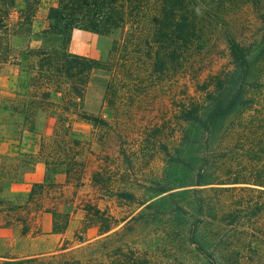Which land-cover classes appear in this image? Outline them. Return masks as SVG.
Wrapping results in <instances>:
<instances>
[{"label": "trees", "instance_id": "16d2710c", "mask_svg": "<svg viewBox=\"0 0 264 264\" xmlns=\"http://www.w3.org/2000/svg\"><path fill=\"white\" fill-rule=\"evenodd\" d=\"M41 3L42 0H26L25 8L13 21L16 0H0V67L9 58L10 37L19 31L32 32ZM248 3L260 12L263 36L247 46L228 31L233 69L198 81L196 92L202 98L192 96L181 106L180 120L185 126L174 138V152H169V146L164 148L170 157L169 168L176 169L179 176L173 171L171 176L176 178L154 182V189H149L99 183L102 173L96 172L92 188L99 198L134 202L144 208L135 216L119 219L108 209L87 202L82 208L85 219L75 232V241L83 243L91 229L101 238L95 244L99 248L85 259L73 257L70 253L73 242L66 241L64 246L48 253L0 256V264H165L166 260L172 264H264V0H56L49 10L47 27L38 34L41 45L25 53L34 60L30 65L31 90L11 109L10 117L22 116V126L29 132L36 130L34 119L38 113L55 117L53 136L58 139L53 141L58 152H53V143L44 142L41 150L48 151V156L41 158L43 163L83 166L79 160L81 143L72 139L70 120L76 117L106 125L103 119L88 115L83 109L94 71H113L119 63L115 64L116 57L120 55V59L123 51H127L145 55L149 67L157 74L178 71L185 63L194 76L200 69L199 57L214 32L227 25V12ZM76 29L103 37L121 33L122 37L113 42L109 60L104 62L69 52L68 45ZM123 60L126 61L120 67L125 69L129 60L124 54ZM119 82L121 73L108 86L106 96L110 104ZM68 142L78 147L77 152L70 153ZM229 157L236 166H229L226 162ZM217 160L223 161L220 166L214 165ZM199 163L200 166H195ZM65 174L68 177L65 185L35 183L29 201L23 205L14 206L0 197V213L25 214L17 218L25 236L31 232L29 209L34 205L37 213L51 215L50 234H65L73 217L71 213L39 209L44 199L57 201L63 196L65 188L73 186L71 178L77 182L75 188L85 185L80 170L72 167ZM1 175L2 171L3 185L15 180ZM134 189L159 198L154 203L144 199L135 202ZM153 209L154 232L159 240L154 256L135 243L110 245L108 234L117 237L124 231H134L142 222L149 223L148 213ZM123 222L125 225L116 230Z\"/></svg>", "mask_w": 264, "mask_h": 264}, {"label": "rangeland", "instance_id": "374dc122", "mask_svg": "<svg viewBox=\"0 0 264 264\" xmlns=\"http://www.w3.org/2000/svg\"><path fill=\"white\" fill-rule=\"evenodd\" d=\"M55 5L56 0H42L33 21L32 32L26 34L19 31L17 35L10 37L9 58L0 67V147L6 143L5 147L8 148L0 156V171H2L1 177L15 179L4 185L0 179L2 191L0 197L6 198L14 206L23 205L29 201L36 182L67 184L68 177L65 171L72 167L82 172L85 185L75 188L77 182L71 178L73 186H67L63 196H60L57 201L44 199L40 205L41 211L47 208L72 214L68 230L63 235L50 234L51 215L37 213L34 205H31L29 209V217L32 218L31 232L25 236L22 235L21 223L17 221L20 215L25 216V214L20 211L11 214L0 213V256L22 257L48 253L64 246L66 241L73 242L70 249L73 257L85 259L92 254L99 248L95 244L101 238L95 236V229H91L85 235L83 243L75 241V232L81 228L85 219L82 208L87 202L98 204L101 209H108L119 219L131 214L135 216L144 208L134 202L128 203L109 197L99 198V193L94 192L92 188L93 175L96 172L102 173V176L98 178L99 183L104 181L108 182V185L127 184L136 188L145 186L149 189H154V184L159 180L168 182L176 178L171 176L176 169L169 168L172 165L168 163L170 157L167 156L164 148L169 146V152H174V138L185 126L180 120L181 106L189 102L192 96L202 98L196 92L198 81L203 82L224 70L233 69L227 38L228 31L247 46L254 45L263 36V19L260 12L248 3L243 7H233L227 12L225 16L227 25L219 26L214 32L211 41L199 57L200 69L194 76L189 73L185 63H182L178 71L157 74L149 67V61L145 55L123 51L120 59V55L116 57L115 64L119 63L113 71L93 72L84 97V111L88 115L103 119L106 125L92 124L76 117L70 120L74 133L72 139L79 140L81 143L78 145L82 148L79 160L83 161L84 165L47 166L41 158H47L48 151L42 152L41 149L44 142L53 143V152H58L53 141L58 139L53 136L56 118L46 113H38L34 119L36 130L29 132L22 126L23 117L18 115L11 118L9 111L21 102L22 96H26L31 90L30 65L34 60L25 53L41 45L38 34L47 27L49 10ZM25 6L26 0H16L13 12L11 10L13 21L17 20L18 12ZM121 37V33L103 37L76 29L72 33L68 49L72 54L105 62L109 60L113 42L120 40ZM121 45L123 46L122 42ZM128 46L131 50H135L130 44ZM123 54L129 60L125 69L120 67L126 61H122ZM118 73H121V82L117 83V94L111 95L113 104H110L106 96L107 89L110 81L114 80ZM3 105L5 110H1ZM61 138L65 139L63 136ZM61 138L58 141L62 140ZM228 141L233 146L234 143H231V140ZM68 143L67 149L70 153L77 152L78 147L71 142ZM59 152L61 154L63 150ZM221 162L223 161L217 160L214 165L220 166ZM226 162L229 166L237 165L235 161H230V157ZM176 176H179L177 172ZM132 192L137 195L135 202L144 199L154 203V200L159 198L151 192L140 189H134ZM148 214L151 215L148 218L149 223L142 222L134 231H124L117 237L112 236V233L108 234L111 237L110 245L115 247L135 243L140 249L150 250L154 256V250H157L159 245L154 232V209ZM126 222H123L116 230L123 227ZM164 262L172 264L167 260Z\"/></svg>", "mask_w": 264, "mask_h": 264}, {"label": "crops", "instance_id": "0c3cea01", "mask_svg": "<svg viewBox=\"0 0 264 264\" xmlns=\"http://www.w3.org/2000/svg\"><path fill=\"white\" fill-rule=\"evenodd\" d=\"M1 110H5V107H4V105H3V107L1 108ZM10 112V111H9ZM5 144L6 143H3V145H2V147H0V156L2 155V153H4V151H6L8 148H6L5 147ZM1 158V157H0ZM0 161H1V159H0ZM0 165H1V163H0ZM39 182H43V181H39ZM36 183H38V182H36ZM51 235H56V234H51Z\"/></svg>", "mask_w": 264, "mask_h": 264}]
</instances>
